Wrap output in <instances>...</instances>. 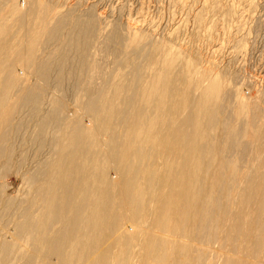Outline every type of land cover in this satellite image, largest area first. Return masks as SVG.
Segmentation results:
<instances>
[{
	"label": "rangeland",
	"instance_id": "1",
	"mask_svg": "<svg viewBox=\"0 0 264 264\" xmlns=\"http://www.w3.org/2000/svg\"><path fill=\"white\" fill-rule=\"evenodd\" d=\"M9 1H10V3H9ZM26 1L27 0H19V1L18 0H14V1L13 0H8V1L4 0L3 5L0 4L1 5L0 11L3 9L0 12L1 13L0 14V20H1V18L4 17V15L5 16L8 15V13H9L8 8L11 5L14 6L18 3L16 6H18L19 9L20 8L27 9L26 7H30L29 4L31 3V1L30 0H28L27 2ZM43 2L50 5L51 9H53V15L56 18L60 17V15L65 16L66 14H68L66 16H68V17L70 16V20L63 27L61 34L57 38L53 39L52 41H50L47 37L43 38V39L46 38L45 39L46 41L42 40L41 43L39 44V46L36 50V54H35V60H34L35 62H32V63L28 62L29 63L28 64L27 61L21 60L23 52H24L21 49L28 46L27 39L23 35V33L27 32L28 30L23 29L24 26L21 24L22 21L19 19V16L15 17V18H13V20H9L7 22H8V24H11V26H12V27L10 26L11 28L8 27L10 32L12 31L13 33L12 32L11 33L15 34V36L18 33V39L22 43V44L20 43L22 46L20 45L21 47L17 48L16 51L12 52L11 50H12V48H14V46L11 45V43L13 41H17V40H15V38L17 39V36L14 38V40L12 42H8L9 40H7L4 36H0L1 37V39H0V45H1L0 46V55H1L0 56V64L2 63L0 65V74L3 76V78L4 77L7 78V76L9 75V72L12 69H13L14 73L16 70V76H18V78L20 80V81L18 80L19 83H18V81H17V83L19 85L21 84V86L23 85V87H21V86L19 87V85L17 86V84H16L15 85L16 87L14 86V88H13L14 90L12 92H14V93L11 95L10 99H12V100L15 99V102L17 99V95L21 99V97L23 98L26 96V94H28L27 90L29 91L33 87H37L36 82H39V81H37V80H39L38 75L43 73V72H40L42 62H44V61L47 62L49 60H50L49 63L53 62V63H51L52 64V67L50 69L51 71L50 70L47 71L48 74H47V72H45L47 74V81H46L47 85L45 84V88H46L47 93H44V96L42 98L40 106L38 105L39 108L36 109L35 106H31V104H29V103H24L25 105L24 104L19 105V103H18V104H16L15 109L17 108V106L19 109L17 108L15 111H13V113L9 117V120L4 119L3 120L4 122H3L0 119V121H2V122H0V128H1L0 129V240H1L0 241V247L3 245H6V242L7 243L10 242L9 245L7 244V246H11L12 244L14 245L15 249H13L14 247L12 245V249L14 251H13V253H11L9 255L10 258L8 259V261L10 260L11 262L13 260L12 263L9 262L10 264H13V263L14 264H16V263L17 264H25L27 262L28 258H29L28 261H30V259H31L30 257H32V255L35 258L34 259L32 258L33 260L31 261V264H32V262L34 264H40L41 262H42L41 264H61V259H58V257L53 254V249L51 247L53 245H50L51 244L50 242L52 240L50 238V235L52 234L51 231L49 232L51 234L49 235V233H48L46 236V237H49L51 239L50 241L47 240V242L49 241L48 246L49 245L50 246L49 247L46 246L45 245L46 239L45 240L43 239L42 241L45 244L43 242H41L43 244H40V246H41V250H40L39 244H38V247L33 248L32 247L33 244L26 237H24V236L18 237V235L16 233V231H17L16 226H17L18 222H21L24 219L23 215L25 213L26 208L30 207L29 204L34 202L36 199H39L41 196H43V198H45L46 200L49 197H52L55 200H57V202L60 199H62V198L56 199L57 196H55V195H56L57 190L52 191L51 186L49 187L48 183L50 180V173H47V172H49L48 171L49 169L47 171H45L46 173L44 172L45 174H47L46 176H49V177H45V179H47L46 181H48V182L46 183V181H45L46 185L44 183H42V185L38 186L40 188H38L37 185L34 184V183H36V180H34L32 177L34 175L36 176V174L39 175V176L38 175L36 176L37 178L39 177V180H37L38 185L43 180H45V179H42V181H41V177L43 178V174H42V176H40L41 174H39V172L42 169L44 164L46 166L48 163H50V161L53 162L56 159L58 151L56 152L57 146H56L55 141L58 140V138H61V135L63 134L62 132H64L63 129L66 128L65 126H67V127L72 126V128H76L77 126L79 127V126L85 124V125H87V127L89 129H93V126H95L94 124H96L95 118H93V115H92V111H94V108L95 109L97 108L96 105L94 107L95 100L99 98V93L102 92L103 88L105 87L107 80L109 79L110 75L115 70V68L123 67L126 62H128V64L126 63L125 65H129L130 63H133V60H134V54L133 53L134 52L131 50L130 42L132 41L131 39H133L135 37V35L137 38L141 37V36L143 38L145 36V39L152 38V40H151L152 42H154L156 40L158 43H160V40H161V44H165V47L167 46L166 52L167 51L170 52V55L174 56L173 58L175 60L180 59V61H182V63H186L188 61L189 62L191 61V63L194 62V65H195V67H197L196 69L198 71L192 76L193 78H196V75L198 74L197 76L198 77L200 76L199 78H201V80L203 79V80H205V81L207 80V82H209V81H212L214 78H217V76L221 77V80H222L223 85H224L225 90H226L225 100L222 103V105H223L222 116L225 115L224 117H226V120L229 123V124L227 123V127L229 126L228 130H230L236 124L237 125L243 124V121L246 118V116L244 114H239L240 113L239 112V109H240V106H239L240 103L239 102H241L243 99H245L246 102H248L249 104L252 105V107L249 110H251L253 113L255 112L254 113L255 117L262 119L261 122L263 125L261 126V128L262 129L264 128V0H44ZM4 10H5V12H4ZM89 14H93L94 16H97V22L96 23H98V25L95 24L96 26L93 27L92 35H91V37L87 43L88 46H86L85 51H84V54H85L84 56H86L85 57L86 63L84 65L85 67H83L81 69L79 66V61H78V56H77L78 53L76 52L77 53L76 54V53H74V51H71L69 49L68 43L70 42V39H72L71 34H72L73 29H74V27L72 26L73 19H75V18L85 19ZM55 22H57V21H55ZM55 22L53 24H55ZM115 28H116V30H115ZM132 28L134 29V31ZM9 30L7 32H9ZM15 30H17V33L15 32ZM112 31H114L113 33H115V32L117 33L120 31L121 34H120V32L117 34L119 36L122 35L120 37H123V39H125L126 42L123 43V41H122L120 43V45L112 42V40H111ZM27 35H29V37H30L31 33L27 34ZM129 35H132V36H129ZM108 36H109V38H108ZM127 37H128V39H126ZM129 37L130 38L132 37L130 39L131 41L129 40ZM136 37H135V39H136ZM20 38H22V39H20ZM2 39L4 42L2 41ZM47 40H48V42H47ZM2 42H3V45H2ZM8 46H12V47H9L10 48L9 49ZM127 46H128V48H127ZM168 46H169V48H168ZM5 48H6V50H5ZM172 48H173V50H172ZM1 50L6 51V54L9 56H7L6 54H5V56H3L4 55L3 53H5V52L1 53L2 52ZM8 51H10V52H8ZM38 51H39V53H38ZM174 53H175V55H174ZM61 55H64V56H61ZM180 55L182 57L178 58V56H180ZM2 56L5 58L3 59ZM62 57L68 59V63H67V66H65L64 68H62V70H60L59 65H58V59L61 60V59H63ZM1 58H2V60H1ZM36 59H37V61H36ZM128 59H129V61H128ZM10 62H11V64H10ZM76 62H77V64H76ZM177 62H179V60H177ZM117 64H118V66H117ZM7 66H9L10 71H8L9 69ZM75 66H77V67H75ZM4 67L5 68L7 67L6 68L7 70H5ZM56 68H58V69H56ZM79 68H80V70H79ZM196 69H193V70L196 71ZM3 70L6 73L8 71L7 75L4 74L5 72ZM201 70H203V71L201 72ZM202 73H206L209 77L203 76ZM28 75H30V76L28 77ZM220 77H218V78H220ZM9 78L10 77H8V79ZM8 79H6L5 82L8 81ZM59 79H60V81H59ZM24 81H26L25 86H24ZM26 83H27V85H26ZM18 88H20V90L21 89H23V90L20 91ZM24 89H25V91H24ZM229 92H230V94H229ZM101 95H102V93L100 94V96ZM12 96H14L16 98H12ZM96 96H97V98H96ZM10 99H9V102H10V104H12L14 101L12 102ZM20 99H18V100H20ZM57 99L62 100V102L64 104V108H63L64 111L60 117L61 123L59 122V124L51 126L45 133H42L40 131V124L44 119L48 118L47 116L49 113H51V111L53 112V110H52V108L54 109L53 103ZM93 100H94V102H93ZM189 100L190 99H188V98L186 101L181 100L179 102L172 100V102L169 101L168 103L164 104V106H161L162 109L164 108L163 109L164 112L162 113L160 110L159 113L161 115L158 113V115H160L161 119L159 118V119L155 120L157 128L162 127V129H164L165 131H167L168 129L170 130V134H168L169 135L168 140L166 139L167 137L162 138V139L160 138V144L161 145L158 144L159 146L158 145L155 146L153 143H149V142L146 143V141H141V140H135V141L133 140L132 142H129L127 139H125L123 142H121L123 148L124 147L127 149L129 148L130 150L136 148L135 150H138V152H139L136 154L135 153L130 154L133 167L138 168L137 172H139V174H137V181H138L137 186H139V189H140L141 183L144 182L146 174H149V173L152 174L153 173V180L152 181L155 182V180H156V182H155L156 184L154 182H153V184H155V186L152 184V187H154V188H151L150 199L153 202H155L154 200L157 199L156 202L160 204L159 205V204L154 203L153 204L154 207L160 209L162 207V205H164L166 202L167 203L170 202L172 204L168 205L169 209H171L172 207H174V208L171 209L170 211H166V214H167V212H169L168 214H170V212L172 210H173V212H171V213H175V212H177V210H174V209L181 207L180 205L182 204V202H183L182 206L184 204H186L187 202L190 203V200L185 201V199L191 198L188 195V190H189L188 187L189 186H188V181H186L187 176L189 177L188 174H191V176H192V172L194 170H196V174H198L197 180H199V181H197V185L201 186V188L203 189L200 192L201 196L199 195V198L202 199V197L204 198L206 196L205 195L207 193L206 189L209 186L207 180H209L213 174L215 175V170L217 168H220V170H222V171L226 170L225 173L223 172L222 176H221L222 179L224 177H225V179L222 180L220 178L222 181L221 187H223L224 189H221L220 192H218V193H214V192L218 191V190H214L213 196L215 197V195H216L217 196L216 199H218L220 196L219 199L221 201L225 200L224 202H230L231 206H236V203H238L239 201L241 202V200H243V201L248 200L249 204L252 200V202L254 204L253 203H251V204H253V205L259 204V199L258 200L256 199V198H258V195L255 193L252 196V193H253L252 191H254L252 186L253 185H255V186H258V185L262 186L263 185L262 180L260 181V177H261V172L262 171L264 172V167H263L264 164H261L262 162H264V143L262 142V141H264V136L260 134L261 136L260 137L257 136L258 137L257 138L256 134H254L253 136L242 137L241 140L239 138L238 142L240 143V145L237 146V144H239V143H236L235 147L230 148L231 150L226 149V152H225V150H221V149H223L222 144L223 143L225 144V140H223L221 138L222 140L219 141V145H217V146H220V145L222 146V147L220 146V149H219V147L217 148V150L218 149L220 150V151L218 150L220 155L218 153L213 152L212 155H211V153H207V155L205 153V156H203V153L200 152V154L202 155V157H200V155H198V153H196L195 149H194L195 147H197V146L199 147V145H200L199 141L197 140V137L194 135V132H196V134H197V132L200 133L202 131H205L207 126L210 127V126H212V124L215 125L214 122H217L218 120L216 121V118L210 117L211 115H209V114H205V116L200 117L201 115L198 114L199 112L195 108L196 106L194 105L193 100H190V101ZM245 100H243V101H245ZM183 102H184V107L182 104ZM190 102H191V104H189ZM173 104H175L176 108ZM38 106H36V107H38ZM168 106L170 107V109L168 108ZM178 106H180V108ZM171 107L172 108L174 107L175 109L174 108L171 109ZM259 107H260V109H259ZM181 108H182V110H181ZM187 108H189V109L187 110ZM261 108L263 110H261ZM150 111H151V113H150ZM145 112H146L147 116H151V115L156 113V110H146ZM130 113L133 116H135L134 110H131ZM148 113H150V114H148ZM168 113H169V115H168ZM207 115H209V116L207 117ZM261 115H262V118H261ZM49 116H50V114H49ZM169 117H170V119H169ZM204 117H205V119H204ZM209 117L211 119L212 118L213 119L211 120ZM181 118H183V119H181ZM201 118H202V121H201ZM91 119H93L94 121ZM237 119L238 120L240 119V120L238 121ZM209 120L211 121V123H209L210 122ZM130 121H132V120H130ZM203 121H204V123H203ZM66 123L70 124V125H67ZM205 123L206 124L209 123V124L206 125ZM64 124H66V125L64 126ZM165 125H166V127H165ZM173 126L174 127L176 126V128H174ZM2 127H3V129H2ZM184 131H185V133H184ZM258 131H260V130H258ZM191 132L193 134H191ZM255 132L257 133V130ZM261 133H262V131H261ZM103 134H106V133H103ZM107 134L103 135V137H102V134L98 133V135H97L98 137L96 140L98 143L99 142L103 143V144H101V143H99V144H100V149L103 150V151L101 150L102 153L103 154L105 153L104 154L105 160H106V162H108L107 163L108 164L107 165L108 166L107 167L108 168V175L110 176V178L112 177L111 179L113 180V183H111L109 186V188L111 190V189H116L117 184H119L118 186H121V184L123 183V180H122L123 174H121V172L119 170H116L118 167H116V163H114V161H112L113 159L110 156H106V154H108L107 152L109 149L108 141H109V144H110V142L113 141L111 138L112 136H110V134H108L109 135L108 136ZM58 135H60V137ZM116 137H117V135H116ZM118 137L115 140H117L119 142V140H120L119 134H118ZM255 137L257 139H254ZM108 138H109V140H108ZM171 138H172V140H171ZM104 140H106V141L104 142ZM162 140H163V142H162ZM80 143H81V141H80ZM86 143H89V141H87ZM137 143H138V145H137ZM135 144H136V146H135ZM138 146H139V148H138ZM152 146H153V148H152ZM81 147L79 146V149L75 150V152L73 153L75 156L73 154L69 153L70 157L73 156V158L72 159L70 158V159L73 161L75 160V163L72 161L73 166L75 164V166L73 168L77 167L76 166L77 161H79L78 164L80 165V164H83V160L81 161L82 163L80 162V160L85 159V157H83V156H85V154L84 155L82 154V152L84 151V149H83L84 144L81 143ZM200 147H202V145H200ZM81 150H82V152H80ZM201 150L203 151L202 148H201ZM205 150H206V148H204V151ZM238 152H240V153H238ZM78 153L82 154L83 156L82 155L81 156L83 158L82 157L80 158V154L78 155ZM83 153H85V152H83ZM140 153H141V155H140ZM231 154H232V156H231ZM182 156H185V157L182 158ZM77 157H78V159H76ZM132 157H134V158H132ZM211 157H212V160L210 159ZM51 158H53V159H51ZM208 158H209V161H208ZM234 158H235V160H234ZM197 159L198 160L201 159V160H203V162H206L203 164L202 168H195L194 167V163H195L194 161H196ZM222 160H224V161H222ZM210 161H214V168L209 167L208 163ZM42 162H44V164ZM121 162H122V160H121ZM125 162H126V160H125ZM125 162L123 161V164H125ZM218 162H221V163L224 162V164H225V162H228V163H226L225 166L222 165V167H221L220 166L221 164L220 163L218 164ZM40 163L42 164L41 167H40ZM120 164L121 163H119V165ZM181 165H185V166H181ZM204 165H205V167H204ZM146 166H147V170H145ZM233 166H234V168L237 169L234 176H232L233 174L231 172H229L230 170H232ZM69 167H67L68 169L65 170L66 171L65 176L67 174H69V175H67L68 178L72 177L71 180L69 179L70 180L69 182L72 181L71 183L68 182V178H67V182L69 183L70 188L75 189L74 187H76L77 186L76 184L79 182L78 186H77L78 188L76 187V189H79V190L83 189L85 180L81 181V178H83V177H81V175L79 177L78 172H77V176H76L75 173H76L77 169H75V170L72 169V171L69 172V170H71V169H69ZM251 167H252V169H251ZM65 169H66V167H65ZM213 169H215V170L213 171ZM250 169H251V171H250ZM148 170L151 172H149ZM161 170H162V172H161ZM74 171H75V173L73 174ZM117 171H119L120 174L119 173L117 174ZM211 171H213V172H211ZM158 173H159V175H163L162 178L158 175ZM208 173H209V175H208ZM242 173L243 174L246 173L245 174L246 176L243 175ZM255 173H256V175H255ZM45 174H44V176H45ZM72 174H73V176H71ZM200 174H201V176H199ZM248 174H249V176H248L249 178H247ZM132 175L133 174H129V175H127L128 177L126 176V177H124V179L128 180L129 178L132 177ZM205 175H207V176H205ZM36 177H34V178H36ZM74 177H77V178L74 179ZM156 177H159L161 180L165 177L164 179L166 181L163 179L162 182L164 181V183H160L161 181L159 179H156ZM241 177H243V179ZM246 178H247V180H246ZM73 179L76 181L78 179V181L77 182L73 181ZM118 179H119V181H118ZM227 179H228V181H227ZM240 179H241V182H240ZM249 179L251 180V182ZM126 180H124V181L126 182ZM158 180H159V182H158ZM200 180H202V181H200ZM242 180H243V182L245 180L246 182H250V183L244 182V184H243ZM109 181H111V180H109ZM120 181L122 183H120ZM73 183H75V186L73 185V187H72L71 185ZM80 183L83 184L82 185L83 187L80 185ZM109 183L110 182H108V184ZM226 183H227V185H226ZM241 183L243 185H241ZM33 184L35 187L33 186ZM43 184L45 185V187ZM113 184H115V185L113 186ZM158 184H161L162 186L159 185L160 187L157 188ZM204 184H206V186H204ZM170 186L172 188H170ZM234 186H235V188H234ZM46 188H48L49 190H46ZM155 188H156V190L158 189L157 192L153 191V190H155ZM166 188H167V190H165ZM182 188H183V190H182ZM226 188L228 191L226 190ZM248 188L251 190V192ZM40 189L42 190L43 193L41 192ZM50 189H51L52 193H51ZM162 189H164V190H162ZM45 190L47 192L50 191V193L53 195L50 196L49 195L50 193L44 194ZM178 190H179V192H178ZM247 190H249V191H247ZM39 191L41 192V195H40ZM60 191H62V190H60ZM60 191H58L57 193L62 194ZM165 191L167 194L166 193L164 194ZM203 191L205 193H203ZM221 191L223 193L227 192L225 194L228 195V193H229V195L228 196L225 194H224L225 196L220 195L222 193ZM153 192H154V194H153ZM176 192H177V194H176ZM32 193L35 196L34 195L32 196ZM30 194H31L32 198L28 199L30 197ZM162 194L164 196H162ZM246 194H247V196L250 197V199L246 196ZM47 195H49V197ZM178 195L180 197H178ZM62 196H63V194H62ZM165 196H167L170 200H168V198ZM173 196H174V198H170ZM58 197H61V195H59ZM154 197H155V199H154ZM182 197L185 199H183ZM11 198H12V200H11ZM175 198L176 199L178 198L179 200H176ZM228 198H229V200H228ZM245 198H247V199H245ZM27 199L30 202H28ZM48 200H52V199L49 198ZM175 200H176V202H175ZM180 200H182V201L180 202ZM25 201L28 202L29 206L26 205L27 202H25ZM73 201H75V200H73ZM160 201H162V203ZM10 202L12 203L11 205H10ZM127 202H128V204H126ZM255 202H256V204H255ZM60 203H62L61 200H60ZM73 203L74 202H71V204H67L66 208L65 207L63 208L67 213L64 210H62V212H64V213L61 212V214H64L62 216L64 219L61 218V220L65 221L64 222L65 228L63 227V230H66V225L68 226L70 223H72V220L74 221V218L76 216V214H74L75 211H74V208H72L73 207L72 205H74L76 208L77 202L74 204ZM118 203L120 204L121 207L119 206V204H117V207L119 206L121 211L118 210V208H117L115 215L118 216V220L120 221V222L118 221L119 223H123V224L126 223L124 226L128 227V229L130 231H132L133 227H136L137 224H138V226H140V228L142 227L141 225H142V223L144 224V222H145L144 225H147L145 220L141 221V220L136 219L137 223H135L136 222V221H134L135 218L132 217L133 214L131 213L130 208H129L130 202L128 201V199L127 200L124 199V203H125L124 204L120 198ZM173 203L175 204L176 207L174 206ZM234 203H235V205H234ZM19 205H21V206L24 205L23 208L26 205V207L24 208L25 210ZM68 205H69V208H68ZM126 205H128V206H126ZM177 205H179V206H177ZM20 208L23 209L22 212H24V213H21ZM70 208L72 210H70ZM151 208L153 209V207H151ZM66 209L67 210L69 209V210L67 211ZM122 210L124 212H122ZM156 210H158V209H156ZM119 211L122 214L119 213ZM19 212H20V214H19ZM164 212L165 211L159 212V210H158V212L155 213V214H158L157 219L152 218L150 220V222H148L149 226H145L144 230L146 232L143 231V233H142L141 230H143V229L141 228L138 230V234L136 233L135 234L136 236L135 235L133 236V238L131 240H134L133 241L134 244H133V242H132V244H130L132 246L130 248L133 250V252L135 251L137 253L139 249L141 251L142 246H143V248H142V251L140 253L138 252L139 253L138 256L135 254V252L133 253L132 250H130V248H129L130 253L132 252V254H133V257L135 255L134 258L131 256L129 261H132V260L134 261V259L136 258L135 259L136 262L134 261L136 264H151V263L152 264H154V263L155 264H161V260L163 262L162 264H171V262L174 264H183V263H185V264H196L197 263L198 264V262H199V264H205L206 262H207L206 264H220V263L226 264V260L230 257L231 253L234 251V249L231 248V245L229 244L230 240L231 241H237V239H238V241H239V242L237 241L238 244L235 247V248H237V249H235V251L237 250V254L235 256L236 260H238V258L242 254V251L241 252L239 251L240 247L242 245L243 246L241 247V250H244L246 248L245 245L247 243H248L247 247L251 246L252 240L250 238H248V234H247L246 230L245 231L241 230L239 232L240 233V235H239V233L236 232L235 228H233V231H232V227H231V229L229 230L231 233L229 232V234L225 238L226 243L224 242L225 240L223 239V237L222 238L219 237V239L216 238L219 241H217L215 239L218 243L216 241H213L214 238H212V236H211L212 234L206 232L207 235L205 233L201 237V239L205 238V237L207 239L205 238L206 240L205 239H202V241L200 240L201 246H199V248H198L199 251L198 250L197 251H198V253H200L203 250L204 253H206L209 256L204 255L201 252L199 255L203 254V256H202L203 259H202L201 256H199L197 254V252L196 253L193 252V245L199 240V238L196 239L193 234H188L189 232L191 233V230H189L188 227H186V229H185V227L182 226V228H183L182 229L181 226L179 227V226L172 225L171 223H169L168 220H165L166 217L163 214ZM66 214L68 216H66ZM69 214H72V215H70L71 217L69 216ZM18 215H20V216H18ZM159 216H161V217L159 218ZM68 217H69V219H68ZM16 218L17 219L20 218L19 221ZM132 218H134V220ZM66 219H68V221H66ZM70 219H71V221H70ZM234 219H236V218H234ZM122 220H124V221H122ZM163 221H164L163 224H164V228H165V229L164 228L163 229L166 232L168 230H171V231H168L169 233H172V235L170 234L171 237L168 236V234H165V236L160 235L159 237H157V236L155 237V235H153L152 232L153 231L155 232V230L159 227L158 225H160V223ZM14 225H15V227H14ZM60 225L63 226L62 224H60ZM60 225L59 226L57 225L56 227L60 228L61 227ZM132 225H134V226H132ZM165 225H166V227H165ZM177 228L179 231H177ZM150 231L152 233V236H148V234H149L148 232H150ZM180 232H181L182 236L185 235L184 238L181 236ZM141 233L143 235H145V233L147 234L145 236V237H147L145 240L143 239L144 236H141L142 235ZM235 233H237V234H235ZM209 234H210V237H209ZM231 234L234 235V236L232 235V238L229 237V235H231ZM235 235H236V237H235ZM176 236H179L180 238L176 237ZM190 236H191V239H190ZM242 236H244L245 238H243ZM14 237H16V238H14ZM51 237H52V235H51ZM228 237L231 239H229ZM234 237L236 238V240H234ZM49 238H47V239H49ZM73 238H74L73 239L74 241L76 238H78V242H79L81 239L82 240L84 239V235L82 234L80 237V234H79V237H78L74 234ZM161 238H162V240H161ZM168 238L171 240H167ZM193 238H194L195 242L193 241ZM23 239L25 240V242ZM101 239H102L101 245L103 246V245H105V240L103 238H101ZM180 239L182 240L181 241L182 244L180 243ZM208 239H210V241ZM6 240H8V241H6ZM53 240H54V238H53ZM53 240H52V242H53ZM147 240H148V242H147ZM207 240L210 244H212L211 246L208 245L209 243L207 242ZM13 241L16 243L17 246L15 245V243ZM19 241H20V243H19ZM76 241H77V239H76ZM142 241H146L147 243H145V242L142 243ZM151 241L153 242L154 245H156L155 249L153 246H152L153 248L149 247V246H151ZM183 241H185L184 244H183ZM211 241H212V243H211ZM244 241H246V242H244ZM2 242L3 243L5 242V243L3 244ZM29 242H30L29 245L31 247H29V245H28ZM80 242L83 245V241H80ZM149 242H150V244H149ZM189 242H191V243H189ZM213 242H215L217 245L215 246V243H213ZM205 243H207V244H205ZM222 243H225L224 246L227 245L225 247H228V244H229L231 250L229 247L227 249H224L225 247L222 248L223 246L220 247ZM239 243H240V245H239ZM159 244H161V245H159ZM203 244L205 245V247L202 246ZM144 245H145V247H144ZM179 245H180V247H179ZM21 246H23V247H21ZM44 246L48 247V249H45L46 251L42 250L44 248ZM140 246H141V248H140ZM166 246H168V248ZM174 246H176V247H174ZM209 246H210V248H209ZM28 247L32 250H29ZM101 247L95 246L97 251H99L98 249H100ZM169 247H172V248H169ZM200 247H201V249H200ZM211 247L212 248L214 247V248L212 249ZM215 247L219 248V249L222 248L221 249L222 252L219 253L220 250L219 249L216 250ZM243 247H244V249H242ZM18 248H20V250H18ZM21 248L22 249L24 248L25 251L22 250ZM49 248L51 251L49 250ZM91 248L92 247H89L87 249V250L90 249L88 251L89 253H91L92 252L91 250H93ZM202 248H205V249H202ZM165 249H167L168 251H166ZM170 249H172V250H170ZM21 250L23 252L22 253L19 252V255H16V257H15V254ZM35 250H37L38 252ZM151 250H152V252H151ZM190 250H192V251H190ZM205 250H207V252H205ZM258 250L259 251L263 250L262 252H260L261 255H263V256H261L260 253H257V256L263 257L262 259H259V260L264 262V254H263L264 253V247L260 248ZM26 251H29V252H26ZM33 251H35L34 254H33ZM41 251H45V254H44V252H41ZM158 251H159V253H158ZM176 251L178 252L177 254H176ZM223 251H226V252H223ZM246 251H248V249H246ZM259 251H257V252H259ZM24 252H25V254H27V256L23 254ZM148 252L150 253L149 255H147ZM160 252H162L163 254ZM208 252H210V254ZM167 253H169L170 255L168 254L165 256L164 254H167ZM179 253H181L183 255H181V254L179 255ZM218 253L221 255L222 254H225V255H223V256L220 255L221 257H219ZM29 254L31 256H29ZM36 254L38 255V257ZM185 254H186V257H185ZM213 254H215V256ZM238 254H239V256H238ZM41 255L42 256L44 255V257H42ZM140 255H142L141 256L142 259L139 257ZM156 255H157V259H155ZM162 255H164V256H162ZM177 255H178L180 260L177 259L178 258ZM191 255H193L195 258H192L193 256L191 257ZM196 255H198L200 257V260L198 259V262H197V256ZM210 255L212 256L211 259L209 258ZM233 255H234V253H233ZM45 256H47V257H45ZM205 256H207L206 260L204 259ZM216 256L218 257V259H217L218 261L215 260L217 258ZM224 256H226V257H224ZM13 257H14V259H13ZM39 257H41V260H39L40 259ZM138 257H139V261H138ZM168 257H170V258H168ZM184 257H185V259H184ZM223 257L225 258V260ZM261 257H259V258H261ZM19 258H20V261H19ZM36 258H37V260H36ZM23 259H25V260H23ZM56 259H58V260H56ZM167 259H169V260H167ZM170 259H172L173 261ZM189 259H190V261H188ZM194 259H196V260L193 262ZM191 260H192V263H190ZM211 260H213V261H211ZM219 260H222L223 262L219 261ZM144 261H145V263H144ZM182 261H183V263H182ZM94 262L96 263V260ZM138 262H140V263H138ZM218 262H220V263H218ZM62 263L66 264L64 260ZM131 263L133 264V262H131ZM126 264H127V262H126Z\"/></svg>",
	"mask_w": 264,
	"mask_h": 264
},
{
	"label": "bare ground",
	"instance_id": "2",
	"mask_svg": "<svg viewBox=\"0 0 264 264\" xmlns=\"http://www.w3.org/2000/svg\"><path fill=\"white\" fill-rule=\"evenodd\" d=\"M3 1L4 0H0V4L3 5ZM30 1H31V3L29 4L30 7H26L27 9H24V8H20L19 9L18 6H16L18 3L16 5H14V6H12L10 4L11 6L8 8V12H9L8 15H6V16L4 15V17L1 18V20H0V36H4L7 40H9L8 42H12L14 40V38L17 36V39L15 38V40H17V41H13L11 43V45L14 46V48H12V50H11L12 52L13 51H16L17 48L21 47L22 46L21 45L22 43L18 39L17 30H15V32L17 33L16 36H15V34H12L13 33L12 31H11L12 33L10 32V30L8 29V27L11 28L12 26H11V24H8L7 21L13 20V18L19 16V19L22 21L21 24L24 26L23 29L28 30L27 32H24L23 33V35L27 39L28 46H26L25 48L21 49V50L24 51L21 60L27 61V63L28 62H31V63L32 62H35L34 61L35 60V54H36V50H37L39 44L41 43L42 40L43 41H46L45 40L46 38L45 39H43V38L44 37H47L50 41H52L53 39L57 38L61 34L63 27L70 20V16L69 17L66 16L68 14H66L65 16H63V15L61 16L60 15V17H57L56 18L53 15V9H51L50 5H48L47 3L43 2L44 0L43 1L42 0H30ZM9 3H10V1H9ZM4 12H5V10H4ZM55 21H57V22H55ZM54 22H55V24H53ZM96 22H97V16H94L93 14H89L85 19L75 18V19H73V22H72L73 23L72 26L74 27V29H73L72 34H71L72 35L71 36L72 39H70V42L68 43L69 44L68 46H69V49L71 51H74V53H76V52L78 53V54L77 53L76 54L78 56L79 66H80L81 69L83 67H85L84 65L86 63L85 62V59H86L85 57L86 56H84L85 55L84 54V51H85L86 46H88L87 43H88V41H89V39H90V37L92 35L93 27L96 26V25H98V23H96ZM7 29L9 30V32H7L8 31ZM115 30H116V28H115ZM133 31H134V29H133ZM113 32L114 31H112V35L110 34L111 35L112 42H114L115 44H119V45H120V43L122 41H123V43L126 42L125 39H123V37H120L122 35L119 36L117 34L120 31L117 32V33L116 32L113 33ZM30 33H31V35L29 37V35H27V34H30ZM120 34H121V32H120ZM129 36H132V35H129ZM135 37H136V35H135ZM135 37L133 39H131L132 37L131 38L129 37V40L130 39L132 40V41L130 40L131 42L129 41L130 42V46H131V50L134 52L133 53L134 54L133 63H130L129 62L130 63L129 65H125L126 63L128 64V62H126L124 64L125 67L123 66V67H120V68H115L114 71L112 70L113 72L110 75L109 79L107 80V82L105 84V87L103 88V90L101 92L102 95L100 96L101 93H99V98L95 100V103L96 104L94 103V107L96 105L97 108L96 109L94 108V111H92V115H93V118H95L96 124L93 123L95 125V126H93V129H89L87 127V125H85L84 123H83L84 125H81L79 127L78 126L77 127L75 126L76 128H72V126L71 127L70 126L67 127V126H65L67 123L64 124V126L66 128L63 129L64 132H62L63 134L61 135V138H58V140L55 141L56 142V146H57L56 152L58 151L57 156H56V159L53 162L50 161V163H48V164L46 163L47 164L46 166H45L44 162H42L44 165H43V167H42L41 170L39 169L40 170L39 174H41L40 176H42V174H43V178L41 177V181H42V179H45V177H49V176H46L47 174H45L46 173L45 171H47L49 169L48 170L49 172H47V173H50V180H49V183H48L49 184V187L51 186L52 191L53 190L54 191L57 190V192H58V191L62 190L60 192L63 194V196H62V194H60V193L58 194L57 192H56V195H55V196H57L56 199L57 198H62V199H60L62 201V203H60V200L59 199H58L59 201L57 202V200H55L54 198L49 197V195L51 196L53 194H51L52 193L51 189H50V191H51V193H50V191H48V192L46 191V190H49L48 188H46V190H45L46 192L44 191V194L45 193L46 194H49L50 193L47 196L49 198H51L52 200H48L49 199L48 197H47L48 199L46 200L45 198H43V196H41L39 199H36L34 202H32L31 204H29L30 207L29 208H26V210H25L24 208L26 207V205H28V202H30V201H28V199H31L32 196L34 195L33 193H32V196L30 194V197L27 199L28 202L25 201V202H27L26 205H25V207L23 208L24 205L23 206L19 205V206H21L25 210V213L22 212L23 209L20 208L21 213H24V215H23V218L24 219L21 222H18L20 218L19 219L16 218L18 220L17 221L18 223H17V226H16L17 231L16 230L15 231H16L18 237H21V236L26 237L34 245V246L32 245L33 248L34 247H38V244H39V246H40V244H43L44 243L42 241L43 239L44 240L46 239L45 240L46 241L45 242L46 244L45 243L44 244L46 246H48L49 241L51 239L53 240V238H54L53 242L51 240V242H50L51 244L50 245H53V246H51L52 249H53V254L56 255L58 257V259H61V264H63L62 263L63 260L65 261L66 264H75V263L76 264H126V262H127V264H130L131 262H133V264H134L136 262L135 261L136 258L134 259L135 262L133 260L132 261H129L130 257L131 256L133 257V254H132L133 250L130 248V247H132L130 244H132V242L134 240H131V239L133 238V236L136 233L138 234V230L141 229V228L143 229V230H141L142 233H143V231H145L144 230L145 229V226H149L148 225V222H150V220L152 218H156L157 219V215L158 214H155V213H157L158 210H159V212L160 211L161 212L165 211L163 214L166 217L165 220H168L169 223H171L172 225L179 226V227L181 226V228L183 226V227H185V229H186V227H188L189 230H191V233L189 232L188 234H193L196 239L199 238V240L194 244L195 246L193 245V252H195V253L197 252L198 255L201 252L204 255H207L206 253H204L203 250L200 253H198V251H199L198 248H199V246H201L200 245L201 244L200 243V240L202 241V239H205L206 238L205 237V238H202L201 239V237L206 232L212 234L211 236H212V238H214L213 241H216L217 240L216 238L219 239V237H221V238L223 237V239L225 240V238L227 237V235L230 232L229 230L232 227V231H233V228H235V230H236L237 233H239L241 230H244V231L246 230V232L248 234V238H250L252 240V242H251V246H248V247H247V244L248 243L246 245L244 244L246 246L245 249H244V247L242 248L244 250H241V247L243 246L242 245L243 243L241 244L242 246L240 247V250L239 251L240 252L242 251V254L238 258V260H236L235 256L237 254V250L235 251V249H237V248H235V247L237 246V244H238L239 241H238V239H237L238 242L237 241H231L230 240V243L229 244L231 245V248L234 249V251L232 250L233 252L231 253L230 257L226 260V264H264L263 261L259 260V259H262L263 258V257H261L263 255H261V253H260L263 250L262 251L261 250L260 251L258 250V249L264 247V186H263L264 185V172L263 171L261 172V177H260V181L262 180L263 185L262 186H260V185H258V186L253 185L252 186V188L254 190V191H252L253 192L252 193V196L255 193L258 195V198H256V199L257 200L259 199V204H257V205H253L254 203L252 202V200H251L250 204L248 203V200H246V201L241 200V202L239 201L238 203H236V206H231L230 205V202H224L225 200H222L223 201L222 202L219 199L220 196H219L218 199H216L217 196L216 195H215V197L213 196L214 195L213 194L214 190H218L217 192H214V193H218V192H220L221 189H224L223 187H221V185H222L221 184V182H222L221 181V179H222L221 176H222V173L223 172L225 173L226 170L225 171H222V170H220V168H217L216 170L213 169V171L215 170V175L213 174L212 177L209 180H207L209 186H208V188L206 187L207 188L206 189L207 193L205 194L206 196L204 195L205 196L204 198L202 197V199L199 198V195H200L201 190H203V189L201 188V186L197 185V181H199V180H197V175L198 174H196V170H194L192 172V176H191V174H188L189 177L187 176L186 181H188V186H189L188 187V189H189L188 190V195L191 198H189V199H185L183 197L182 198L185 199V201L186 200H190V203L187 202L186 204H184L182 206V204H183V202H182V204L180 205L181 207H178L177 209L176 208L174 209V210H177V212H175V213H171V212H173V210H172L170 212V214H168L169 212H167V214H166V211H170L171 209L174 208V207H172L171 209H169V206L168 205L172 204L170 202L169 203L166 202L164 205H162V207L160 209L154 207V205H153L154 203H156V204H159V203L156 202L157 199H155V197H154L155 200L153 199L155 202L151 201V199H150V196H151V188H154V187H152V184L154 182V181H152L153 180V173L152 174L151 173L146 174L145 179H144V182L141 183L140 189H139V186H137V183H138V181H137V174H139V172H137V169L138 168H134L133 167V164H132V161H131V155L130 154L131 153H133V154L135 153L136 154V153H139V152H138V150H135L136 148L130 150L129 148L127 149V148L124 147L125 148L124 149L121 142H123L125 139H127L129 142H132L133 140L134 141L135 140H141V141H146V143L147 142L153 143L155 146H157L158 144L161 145L160 144V138L162 139V138L167 137L166 139L168 140V137H169L168 134H170V130L168 129L167 131H165L164 129H162V127L157 128V125H156L155 120H157V119L160 118V115H161L159 113L160 110H161L162 113L164 112L163 111L164 108L162 109L161 106H164V104L168 103L169 101H171V102H172V100L178 101V102L181 101V100H185L186 101L187 98H188L190 100H193L194 105L196 106L195 108L199 112L198 114L201 115L200 117L205 116V114H209V115H211L210 117H215L216 118V121L218 120L217 122H214L215 125L212 124V126H210V127L207 126V128L205 129V131H202L200 133L197 132V134H196V132H194V135L197 137V140L199 141V144L202 145V147H200V145H199V147L196 145L198 148L197 147L194 148L195 149V152L198 153V155H200V157H202V155L200 154V152L203 153V156H205V153H206V155H207V153H211V155H212L213 152L219 154L218 150L220 149V146L221 145L220 146H217V145H219V141H221L222 139L225 140V144L224 143L222 144L223 145V149H221V150H225V152H226V149L231 150L230 148L235 147L236 143H239L238 142V139L239 138L241 140L242 137H245V136H253L254 134H256V137L257 136L260 137L261 135L264 136V133H263L264 132V130H263L264 128L263 129L261 128V126L263 125L262 122H261L262 119H259V118L255 117V115H254L255 112L253 113L251 110H249L252 107V105L249 104L248 102H246V100L242 98L245 101H243L241 99L242 101L239 102L240 103V105H239L240 106V109H239V112L240 113L239 114H244L246 116V118L243 121V124H238V125L236 124L230 130H228V127L229 126L227 127V123L228 122L226 120V117H224L225 115L222 116V114H223V105H222V103L225 100L226 90H225V87H224L223 82L221 80V77L220 76H217V78L218 77H220V78H218V79L217 78H214L212 81H209V82H207V80L206 81L203 80V79L201 80V78H199L200 76L199 77L197 76L198 74L196 75V78H193L192 76L198 71L196 69L197 67H195V65H194V62L191 63V61L189 62L187 60L188 62L182 63V61H180V59H176L175 60L173 58L174 56H171L170 55V52H168V51L166 52V47L167 46L165 47V44H161V40L160 39H159L160 40V43H158L155 39H154L155 40L154 41L155 43H154V42L151 41L152 38L145 39V36H144V38L141 36V37H138V38L136 37V39H135ZM108 38H109V36H108ZM0 39H1V37H0ZM20 39H22V38H20ZM126 39H128V37ZM2 41H3V39H2ZM3 42H2V45H3ZM47 42H48V40H47ZM9 47H12V46H8V48ZM127 48H128V46H127ZM168 48H169V46H168ZM5 50H6V48H5ZM172 50H173V48H172ZM3 52H5V53H3ZM8 52H10V51H8ZM1 53L4 54V55L2 54L3 56H5L6 51H2ZM38 53H39V51H38ZM174 55H175V53H174ZM7 56H9V55H7ZM61 56H64V55H61ZM180 57H182V56L181 55L178 56V58H180ZM4 58L5 57H3V59ZM62 58L63 59L60 58L61 60L58 59V65H59V69L60 70H62V68H64L65 66H67V63H68V59H66L64 57H62ZM1 60H2V58H1ZM177 60H179V62H177ZM36 61H37V59H36ZM49 61H47V62L46 61H44V62L41 61L42 62V65H41V71L40 72H43V73H41V74L38 75L39 76V80H37V81H39V82H36L37 83V87H33L32 86L33 88L31 90H29V91L27 90L28 94H26V96L23 97V98L21 97V99L17 95L16 102H15V99L14 100L10 99L11 95L14 93V92H12L14 90L13 89L14 86L16 84L18 86L19 85L18 83L20 81L19 78H18V76H16V70H15V73H14L13 69L10 71V68H9L10 65H9L7 67L9 69L8 71H10V72H9V75L7 76V78L4 77L5 78L4 79L3 76L0 74V119L2 121L4 119L5 120H9L10 115L13 113V111H15L18 108V106H17V108L15 109L16 104H18V103H19V105H23L24 103H29V104H31V106H35L36 109L39 108L40 103L42 101V98L44 96V93H47L46 92V88H45V84H46V81H47V74H48L47 71H49L51 69V67H52V64L51 63H53V62L49 63ZM128 61H129V59H128ZM11 62H10V64H11ZM76 64H77V62H76ZM117 66H118V64H117ZM75 67H77V66H75ZM6 68H5V70H7ZM80 68H79V70H80ZM56 69H58V68H56ZM193 69H196V71H194ZM8 71H7V73H8ZM202 71L203 70H201V72ZM45 72H47V74ZM7 73L5 72L4 74L7 75ZM202 75L203 76H208L206 73H202ZM29 76L30 75H28V77ZM8 77H10V78L8 79ZM6 79H8V81L5 82ZM17 81H18V83H17ZM59 81H60V79H59ZM25 82L26 81H24V86H25ZM26 85H27V83H26ZM20 86H21V84L19 85V87ZM21 87H23V85ZM18 89L20 90V88H18ZM21 90H23V89H21ZM24 91H25V89H24ZM229 94H230V92H229ZM97 96H96V98H97ZM12 98H16V97L12 96ZM9 99L12 102L13 101L14 102L12 104H10ZM18 99H20V100H18ZM93 102H94V100H93ZM191 102L189 104H191ZM182 104H183V107H184V102ZM53 105H54L53 106L54 109L52 108V110H53V112L51 111L52 114L49 113L50 116L48 114V116H47L48 118L44 119L41 122V124H40V131L42 133H45L51 126L57 125L60 122V119H61L60 117H61V115H62V113L64 111L63 110L64 104H63L62 100L57 99V100H55V102L53 103ZM173 105L175 106V104H173ZM36 106H38V107H36ZM178 107L180 108V106H178ZM168 108L170 109L169 106H168ZM173 108L171 107V109H173ZM175 108H176V106H175ZM182 108H181V110H182ZM188 109L189 108H187V110ZM259 109H260V107H259ZM131 110H134L135 111V113H134L135 116H133L130 113ZM146 110H156V113L154 112L155 114L152 113L153 115L147 116L146 115V112H145ZM261 110H263V109L261 108ZM150 113H151V111H150ZM150 113H148V114H150ZM158 113L160 115H158ZM168 115H169V113H168ZM209 115H207V117ZM262 115H261V118H262ZM169 119H170V117H169ZM181 119H183V118H181ZM204 119H205V117H204ZM91 120H93V119H91ZM130 120H132V121H130ZM2 121H0V122H2ZM201 121H202V118H201ZM203 123H204V121H203ZM209 123H211V121ZM209 123H207V124H209ZM67 125H70V124H67ZM165 127H166V125H165ZM174 128H176V126ZM2 129H3V127H2ZM256 130H257V133L255 132ZM258 130H260V131H258ZM261 131H262V133H261ZM98 133H101L102 134V137H103V135H106L107 133L110 134V136H112L111 138H112L113 141L110 142V144H109V141H108L109 149H108V152H107L108 154H106V156H110L113 159L112 161H114V163H116V167L119 168V169L117 168L116 170H119L121 172V174H123V178H122L123 183L120 181V183H122V184H121V186H118L119 184H117V188L116 189H111L110 190V188H109L110 184L113 183V180L111 179L112 177L110 178V176L108 175V168H107L108 167L107 166L108 165L107 164L108 162H106V160H105V157H104V154L105 153L103 154L102 153L103 150L100 149V144L99 143H101V142L98 143L97 140H96L97 137H98L97 136ZM103 133H106V134H103ZM184 133H185V131H184ZM118 134L120 136L119 142L117 140H115L118 137ZM191 134H193V133L191 132ZM116 135H117V137H116ZM58 136L60 137V135H58ZM256 137L254 139H257L258 138V137L257 138ZM108 140H109V138H108ZM171 140H172V138H171ZM80 141H81L82 144H84V148H83L84 151L83 152H85V153H83L82 150L80 152H82L83 155L85 154V156H83L80 153H78V155L80 154V158L83 156V157H85V159H81L80 160V162L83 160V164H80L81 166L78 164L79 161L76 160L77 161V164H76L77 167L76 168H73L75 166V164L73 166V162L75 163V160L74 161L71 160L73 158V156L70 157L69 156V153L73 154L75 152V150H78L79 149V146L81 147ZM87 141H89V143H86ZM105 141L106 140H104V142ZM162 142H163V140H162ZM262 142L264 143V141H262ZM101 144H103V143H101ZM137 145H138V143H137ZM238 145H240V143L237 144V146ZM135 146H136V144H135ZM218 147H219V149L217 150ZM138 148H139V146H138ZM152 148H153V146H152ZM201 148L203 149V151L201 150ZM204 148H206L205 151H204ZM238 153H240V152H238ZM140 155H141V153H140ZM231 156H232V154H231ZM184 157L185 156H182V158H184ZM132 158H134V157H132ZM51 159H53V158H51ZM76 159H78V157ZM210 159L212 160V157ZM121 160H122V162H121ZM125 160H126V162H125ZM234 160H235V158H234ZM123 161L125 162V164H123ZM208 161H209V158H208ZM222 161H224V160H222ZM194 162H195L194 163V167L195 168H202L203 167V164L206 163V162H203V160H201V159L200 160L197 159ZM119 163H121V164L119 165ZM219 163L221 164L220 166L222 167V165L225 166L226 163H228V162H225V164H224V162H222V163L221 162H218V164ZM261 164H264V162H262ZM41 165L42 164L40 163V167H41ZM205 165H204V167H205ZM208 165H209V167L214 168V161H210L208 163ZM181 166H185V165H181ZM65 167H66V169H65ZM67 167H69V169H71V170H69V172L72 171V169H74V170L77 169L76 173L74 171L73 174L75 173L76 176H77V172H78V174H79L78 176L80 177V175H81V177L84 178V179L81 178V181L82 180H85L84 181V188L83 189H80V190L79 189H76V187L78 186V183L79 182L76 184L77 186L74 187L75 189L70 188L69 183H71L72 181L71 182H69V181L72 179V177L71 178H68L67 175H69V174L66 175L67 177L65 176V173H66L65 170L68 169ZM251 169H252V167H251ZM251 169H250V171H251ZM145 170H147V166H146V169ZM119 171H117V174L119 173ZM213 171H211V172H213ZM236 171H237V169L234 168V166H233L232 170H230L229 172H231L233 174L232 176H234V174L236 173ZM149 172H151V171H149ZM161 172H162V170H161ZM209 173H208V175H209ZM44 174H45V176H44ZM73 174L71 176H73ZM129 174H133L132 177L129 178L128 180L124 179V177H126ZM201 174L199 176H201ZM245 174H243V175H245ZM37 175L38 174H36V176ZM158 175H159V173H158ZM255 175H256V173H255ZM36 176L34 175L32 178L34 180H36V183H34V184H36L37 187L40 186V185H42V183L45 184V181L47 179L43 180L44 182L42 181L38 185L37 184V182H38L37 180H39V177L37 178ZM159 176L162 178L163 175H159ZM205 176H207V175H205ZM248 176H249V174L247 175V178H249ZM34 177H36V178H34ZM67 178H68V182L69 183L67 182ZM76 178L77 177H74V179H76ZM241 178L243 179V177H241ZM247 178H246V180H247ZM74 179H73V181H76ZM156 179H159L161 181L160 183H164V181L162 182L163 179L161 180L159 177H156ZM224 179H225V177L222 180H224ZM109 180H111L112 182L109 181ZM124 180H126V182ZM159 180H158V182H159ZM77 181H78V179H77ZM118 181H119V179H118ZM200 181H202V180H200ZM227 181H228V179H227ZM47 182L48 181H46V183ZM108 182H110V183L108 184ZM155 182H156V180H155ZM240 182H241V179H240ZM242 182H243V180H242ZM244 182H246V181L244 180ZM244 182H243V184H244ZM250 182H251V180H250ZM250 182H246V183H250ZM34 184H33V186H34ZM155 184H153V185L155 186ZM243 184L241 183V185H243ZM45 185H44V187H45ZM73 185L75 186V183H73L71 186L73 187ZM80 185L82 186L83 184L80 183ZM114 185L115 184H113V186ZM159 185H161V184H158V186L156 185L157 188L160 187ZM226 185H227V183H226ZM204 186H206V184H204ZM38 188H40V187H38ZM170 188H172V187L170 186ZM234 188H235V186H234ZM157 190L155 188V190H153V191L154 192L155 191L157 192ZM162 190H164V189H162ZM165 190H167V188ZM182 190H183V188H182ZM226 190H227V188H226ZM249 190H247V191H249ZM41 192H42V190H41ZM41 192L39 191L40 195H41ZM154 192H153V194H154ZM178 192H179V190H178ZM250 192H251V190H250ZM165 193H166V191L164 192V194ZM203 193H205V192L203 191ZM222 193L220 195H224L227 192H225L223 194ZM176 194H177V192H176ZM59 195H61V197H58ZM225 195H227V194H225ZM228 195H229V193H228ZM162 196H164V195L162 194ZM246 196H247V194H246ZM165 197H167V196H165ZM178 197H180V196L178 195ZM247 197L250 199L249 196H247ZM120 198H121V201H123V203H124V199L125 200L128 199V201L130 202V204H129L130 207L129 208H130L131 213L133 214V216L132 215L131 216L135 218V220H134V218H132L134 221H136L135 223H137V220H141V221L142 220H145L147 225H144L145 224V222H144V224L142 223V225H141L142 227L140 228V226H138V224H137V226L136 227H133V230L130 231L128 229V227H125L124 226L126 223L125 224L119 223L120 221L118 220V216H116L115 214H116L117 208H118V210L121 211V209L119 208L120 204L118 203V201L120 200ZM170 198H174V196L173 197H170ZM245 199H247V198H245ZM11 200H12V198H11ZM73 200H75L77 203L75 201H73ZM168 200H170V199L168 198ZM176 200H179V199L177 198ZM176 200H175V202H176ZM228 200H229V198H228ZM181 201L182 200H180V202ZM71 202L76 203V208H75L74 205H72L73 207L71 206L72 208H74V211L76 213L74 211L73 212H74V214H76V216L74 218V221L72 220V223H70L68 226L66 225V230H63V227L65 228V223H64L65 221L64 220L63 221L61 220V218H63L62 216L64 215V214H61V212H62V210H64L63 208L64 207L66 208L67 207V204H71ZM160 202L162 203V201H160ZM251 203H253V204H251ZM11 204L12 203L10 202V205ZM117 204H119L118 207H117ZM126 204H128V202ZM255 204H256V202H255ZM234 205H235V203H234ZM126 206H128V205H126ZM174 206H175V204H174ZM177 206H179V205H177ZM151 207H153V209ZM68 208H69V205H68ZM156 209H158V210H156ZM70 210H72V209L70 208ZM120 211H119V213H121ZM122 212H124V211L122 210ZM62 213H64V212H62ZM19 214H20V212H19ZM70 215H72V214H69V216ZM18 216H20V215H18ZM66 216H68V215L66 214ZM160 217L161 216H159V218ZM233 217L236 218V219H234ZM68 219H69V217H68ZM68 219H66V221H68ZM71 219H70V221H71ZM122 221H124V220H122ZM163 223H164V221L161 222L160 225H158L159 227L157 226L158 228L155 230V232L154 231L152 232L153 235H155V237L156 236L159 237L160 235L165 236V234H168V236H170V234L172 235V233H169L168 232V231H171V230H168L167 232L164 230L165 228H164V224ZM60 224H62L63 226H61ZM57 225L58 226L60 225L62 228L60 227L61 228L60 229V228L56 227ZM132 226H134V225H132ZM14 227H15V225H14ZM165 227H166V225H165ZM178 228H177V231H179ZM50 231H51L52 234L49 233ZM48 233H49V235L50 234L52 235V237L50 235V238L51 239L49 237H46ZM81 233L84 235V239L83 240L82 239L80 240V241H83V245L81 244L80 241L78 242V238H76L77 241H76V239H75V241L73 240L74 239L73 238V235L74 234L76 236H78V237H79V234H80V237H81V235H82ZM148 233H149L148 236H152L151 231L148 232ZM237 233H235V234H237ZM180 234H181V232H180ZM210 234H209V237H210ZM146 235H147L146 233H145V235H143V234L141 235V236H144V238H143L144 240L147 238V237H145ZM206 235H207V233H206ZM232 235L233 234L229 235V237L232 238ZM239 235H240V233H239ZM179 236H176V237H179ZM181 236H182V234H181ZM184 236H182V237L184 238ZM235 237H236V235H235ZM235 237H234V240H236ZM242 237L245 238L244 236H242ZM14 238H16V237H14ZM47 238H49V239H47ZM101 238H103L105 240V245H103V246L101 245V242H102L101 241L102 240ZM162 238H161V240H162ZM169 238L167 240H171ZM231 238H229V239H231ZM181 239H180V243L182 241ZM190 239H191V236H190ZM47 240H49V241L47 242ZM208 240L210 241V239H208ZM208 240H207V242H208ZM6 241H8V240H6ZM193 241H194V238H193ZM217 241H219V240H217ZM24 242H25V240H24ZM30 242L28 243V245L30 244ZM41 242H43V243H41ZM143 242L147 243L148 240H147V242L146 241H142V243ZM184 242L185 241H183V244H184ZM224 242L226 243V240ZM244 242H246V241H244ZM9 243L10 242H8V243L6 242V245H3V246L0 247V264H10L9 262H11L10 260L8 261V259L10 258L9 255L11 253H13V251H14L13 249H15V247H14L13 244H12L13 247H14L13 249H12V245L11 246H7V244L9 245ZM19 243H20V241H19ZM189 243H191V242H189ZM211 243H212V241H211ZM213 243H215V242H213ZM225 243H222L220 247L223 246L222 248H224L225 246H227V245L224 246ZM133 244H134V242H133ZM149 244H150V242H149ZM205 244H207V243H205ZM229 244H228V247L230 248ZM15 245H16V243H15ZM159 245H161V244H159ZM208 245L211 246L212 244L209 243ZM216 245L217 244L215 243V246ZM239 245H240V243H239ZM46 246H44V248L42 247L43 248L42 250L48 249L49 246L48 247H46ZM95 246H100V247L102 246V247L100 249H98L99 251H97L96 250L97 247L95 248ZM152 246L155 249V246L156 245H154L153 242L151 241V246H149V247H152ZM202 246L205 247L204 244ZM210 246H209V248H210ZM21 247H23V246H21ZM29 247H31V246L29 245ZM89 247H92L91 249H93V250H91L92 251L91 253L88 252L90 249L87 250ZM144 247H145V245H144ZM166 247L168 248V246H166ZM174 247H176V246H174ZM179 247H180V245H179ZM228 247H225L224 249H227ZM129 248H130V250H132L131 253H130ZM140 248H141V246H140ZM142 248H143V246H142ZM142 248H141V251H142ZM169 248H172V247H169ZM231 248H230V250H231ZM200 249H201V247H200ZM202 249H205V248H202ZM217 249H219V248H216V250ZM221 249H219L220 250L219 253L222 252ZM246 249H248V251H246ZM18 250H20V248H18ZM22 250H24V248ZM22 250L21 251H18L17 252L18 254L16 253L15 254V257H16V255H19V252L22 253L23 252ZM29 250H32V249L29 248ZM40 250H41V246H40ZM49 250H50V248H49ZM152 250H151V252H152ZM165 250L168 251L167 249H165ZM170 250H172V249H170ZM35 251H37V250H35ZM35 251H33V254L35 253ZM45 251H41V252H44V254H45ZM141 251H140V249L138 250L139 253ZM190 251H192V250H190ZM257 251H259V252H257ZM26 252H29V251H26ZM138 252L137 253L135 252V254L137 256L139 254ZM149 252L147 253V255L150 254ZM162 252H160V253H162ZM205 252H207V250H205ZM223 252H226V251H223ZM158 253H159V251H158ZM177 253L178 252L176 251V254ZM208 253L210 254V252H208ZM219 253H218L219 257L225 255V254H222L221 255ZM233 253H234V255H233ZM257 253H260L261 256H257ZM23 254L27 256V254H25V252ZM168 254L169 253L164 254V255L166 256ZM180 254L181 253H179V255ZM203 254L202 255H199V256H201L202 259H203V257H202ZM142 255L139 256L141 259H142V257H141ZM164 255H162V256H164ZM181 255H183V254H181ZM193 255H191V257ZM198 255H196L197 256V262H198V259L200 260V257ZM213 255L215 256V254H213ZM29 256H31V255L29 254ZM207 256H209V255H207ZM207 256L204 257L205 260H206V257ZM238 256H239V254H238ZM37 257H38V255H37ZM42 257H44V255ZM45 257H47V256H45ZM134 257H135V255H134ZM139 257H138V261H139ZM177 257H178V255H177ZM185 257H186V254H185ZM185 257H184V259H185ZM211 257L212 256L210 255L209 258L211 259ZM224 257H226V256H224ZM259 257H261V258H259ZM30 258H31L30 261H28L29 260V258H28V260H27V262L25 264H31V261L35 257L32 255V257H30ZM39 258H40L39 260H41V257H39ZM168 258H170V257H168ZM192 258H195V257L193 256ZM13 259H14V257H13ZM58 259H56V260H58ZM155 259H157V255H156V258ZM177 259H179V257ZM217 259H218V257L215 260H217ZM23 260H25V259H23ZM36 260H37V258H36ZM95 260H96V263L94 262ZM167 260H169V259H167ZM170 260H172V259H170ZM195 260L196 259H194L193 262ZM222 260H219V261H222ZM224 260H225V258H224ZM19 261H20V258H19ZM188 261H190V259ZM211 261H213V260H211ZM12 262H13V260H12ZM138 263H140V262H138ZM144 263H145V261H144ZM162 263L163 262L161 260V264ZM182 263H183V261H182ZM190 263H192V260H191ZM218 263H220V262H218ZM32 264H34V263L32 262ZM171 264H174V263L171 262ZM183 264H185V263H183ZM198 264H199V262H198Z\"/></svg>",
	"mask_w": 264,
	"mask_h": 264
}]
</instances>
